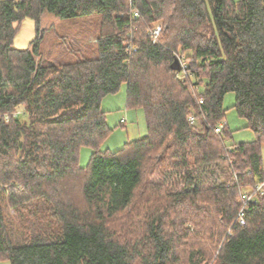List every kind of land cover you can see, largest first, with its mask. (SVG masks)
Listing matches in <instances>:
<instances>
[{
	"label": "trees",
	"instance_id": "16d2710c",
	"mask_svg": "<svg viewBox=\"0 0 264 264\" xmlns=\"http://www.w3.org/2000/svg\"><path fill=\"white\" fill-rule=\"evenodd\" d=\"M44 13L84 26L44 49ZM25 18L35 37L19 50ZM123 84L146 134L102 151L100 103ZM228 93L254 140L215 133ZM263 144L264 0H0V260L264 264ZM215 167L226 181L198 187L193 170ZM174 168L182 191L149 181Z\"/></svg>",
	"mask_w": 264,
	"mask_h": 264
},
{
	"label": "rangeland",
	"instance_id": "374dc122",
	"mask_svg": "<svg viewBox=\"0 0 264 264\" xmlns=\"http://www.w3.org/2000/svg\"><path fill=\"white\" fill-rule=\"evenodd\" d=\"M41 26L42 28H49L50 30L46 31L44 35L45 42L43 43V48L47 49V47L55 41V36L57 34L76 33L78 30H82L84 25L81 22H78V20H63L52 14L44 13L41 18ZM34 37V22L30 18H25L21 22L20 27L15 34L13 47L19 50L26 49ZM191 78L193 79V77ZM203 90L204 83L199 86V92L201 93ZM125 93L126 86L123 84L116 93L105 96L101 100L100 107L103 111L107 112L106 124L111 129L109 136L100 144V150L102 151L107 149L115 151L120 149L125 143L141 138L146 134L145 123L141 110L126 108ZM233 104L234 94H226L223 99V108L226 112L222 124L225 123L227 125V133L229 136L226 138L225 142L228 145H231L254 140L256 137L254 132L245 127L247 124L246 120L238 117L235 110L232 108ZM121 120H125L123 124H120ZM90 154L91 150L89 148H81L79 153L80 166H85L87 164ZM261 156L264 169V144L261 146ZM186 169L187 168L167 169L163 173L160 169H156L153 175L149 178V181L151 180L153 182L161 183L173 193L180 192L185 186L184 177ZM220 169V167H215L211 169L199 168L193 170V172L198 176L197 186L200 188H208L224 183V181H226V176ZM262 183H264V181ZM246 189L247 190L243 195L248 192L252 193L255 190H251L250 188ZM139 193L140 192H138V194ZM257 193L260 194V196H264V187ZM242 196L238 199L239 203H243L248 197ZM251 199L256 200L257 197H252ZM0 264L9 263L8 261L0 260Z\"/></svg>",
	"mask_w": 264,
	"mask_h": 264
},
{
	"label": "built area",
	"instance_id": "2783aa9c",
	"mask_svg": "<svg viewBox=\"0 0 264 264\" xmlns=\"http://www.w3.org/2000/svg\"><path fill=\"white\" fill-rule=\"evenodd\" d=\"M134 16H137V13H136V12H134ZM160 30H161V25H160V23H156V24H154V26H153V28H152V30H151V35H152V38H153V39H155V38L158 36ZM184 68H185V65L182 64V65H181V69H184ZM193 88H195V89H194L195 92H198V91H199V88H198L197 86H196V87H193ZM199 103L201 104V103H202V100H199ZM193 120H194L193 117L190 116V117H189V121H190L191 123H193ZM122 121H124V120H122ZM222 128H223V124H222V123H219V124L216 126V128L214 129L215 133L219 134ZM263 187H264V183L260 184V185L257 187V191L262 190ZM251 198H252V196H250V198H248L247 200H249V199H251ZM243 212H244V207H242V208L238 211V214H237V222H238L239 224H243V222H244V219H243V218H244V213H243Z\"/></svg>",
	"mask_w": 264,
	"mask_h": 264
},
{
	"label": "water",
	"instance_id": "95a60500",
	"mask_svg": "<svg viewBox=\"0 0 264 264\" xmlns=\"http://www.w3.org/2000/svg\"><path fill=\"white\" fill-rule=\"evenodd\" d=\"M171 69L176 71V72H180L181 71V67H180V63L177 59H174L173 63L171 64Z\"/></svg>",
	"mask_w": 264,
	"mask_h": 264
},
{
	"label": "crops",
	"instance_id": "0c3cea01",
	"mask_svg": "<svg viewBox=\"0 0 264 264\" xmlns=\"http://www.w3.org/2000/svg\"><path fill=\"white\" fill-rule=\"evenodd\" d=\"M122 121V120H121Z\"/></svg>",
	"mask_w": 264,
	"mask_h": 264
}]
</instances>
